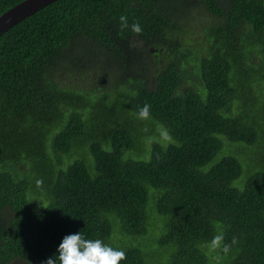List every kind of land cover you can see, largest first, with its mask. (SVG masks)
Returning a JSON list of instances; mask_svg holds the SVG:
<instances>
[{
	"label": "trees",
	"instance_id": "obj_1",
	"mask_svg": "<svg viewBox=\"0 0 264 264\" xmlns=\"http://www.w3.org/2000/svg\"><path fill=\"white\" fill-rule=\"evenodd\" d=\"M23 1L0 0V15ZM198 13L214 22L207 37L191 45L183 36L191 22H200ZM180 17L189 20L187 27ZM135 23L140 33L132 30ZM263 31L264 0H57L4 33L0 264H45L66 235L78 232L124 250L121 264H155L164 252L168 259L159 264H264V172L251 170L236 183L245 170L237 159L211 165L223 150L218 136L254 146L264 160V110L256 114L258 125L234 115L248 104L238 98V72L264 100L263 79L249 77L260 76L256 69L264 66L250 38ZM83 39L119 59L123 74H142L134 81L113 77L114 91L97 90L102 95L95 97L61 87L51 75ZM144 104L151 106L146 120L138 118ZM150 122L178 143H154L149 161L124 159L153 140L139 131ZM157 137L163 139L160 132ZM85 141L92 158L65 170ZM32 196L42 203L39 212ZM151 204L163 220L155 252L128 243L149 234ZM117 223L125 246L113 244Z\"/></svg>",
	"mask_w": 264,
	"mask_h": 264
},
{
	"label": "rangeland",
	"instance_id": "obj_2",
	"mask_svg": "<svg viewBox=\"0 0 264 264\" xmlns=\"http://www.w3.org/2000/svg\"><path fill=\"white\" fill-rule=\"evenodd\" d=\"M197 15L200 22L198 24H195V21L191 22V32L186 33L183 36V41H186L191 45H199V42L203 41L204 36L207 37L206 33L211 31L212 29V26L208 27L210 25V22H214L213 19H211V21L209 22L206 21L205 14L203 15L198 13ZM187 21L189 22V20ZM187 21L183 17H180L181 28H185L188 26ZM179 38L181 39V37ZM250 38H254L256 40L258 46L257 51L259 52L258 54L261 53L256 61H261L262 63H264V31L260 34L254 33L250 36ZM248 41L250 44L252 43L251 40L248 39ZM185 46L187 49L193 48V46H190L188 44H185ZM188 55L190 61L196 57V54H194L193 50L192 52L190 51V54ZM157 59H159V62H161L162 56L157 57ZM64 60L65 61L59 66V68L53 72V74L51 75V79L65 89L79 88L87 90V92L91 94L92 97H95L96 95L101 96L102 93H98L99 90L103 92H113L114 90L112 89V87L114 86V82L116 79L121 80L122 78L125 80L128 79L134 81V75L142 74L141 70H127L126 75L123 74L122 69L119 67V59L113 57L107 52H104L103 50H101L100 45L95 44L87 39L78 41L69 51L67 57ZM71 61H74V65L71 63ZM75 62L79 64V67H76ZM160 68H162L160 63L153 64L152 73L149 74L151 80L154 79L155 73H157L158 69ZM258 70L262 71L260 76L258 74H255L253 76L250 75L249 77H251L252 79L262 78L263 80L258 82V86L259 88L264 90V66L262 65L261 69H256V71ZM261 75H263V77ZM246 76L245 74H243V71L238 72V79H240V95L238 98L247 101L248 104L245 105L242 110L239 109L240 111L238 110L234 115L242 116L241 118L243 119V122H249L251 124L258 125L261 120L260 118L256 117V114L259 112L263 114L264 100L260 101L254 93V90L252 93L250 92V89H253V84H251L247 80ZM113 77L115 78V80L113 79ZM88 90L93 91L90 92ZM205 96L206 94H204V97ZM230 112L224 110L221 112V114L225 117H229L232 116ZM144 129L150 133L151 136L149 138H152L153 140L149 142V144L145 143L143 146L138 145L136 149L126 152L124 155V159L133 161H149L151 158L152 145L154 143H160L166 146L178 143L177 140L169 135L167 129L160 124L150 122L145 127L140 128L139 131L141 132ZM158 132L161 133L163 139L157 137ZM218 138L223 143V150L217 155L211 165L219 162L222 158L227 156H231L237 159L243 165L245 170L243 173V178L237 180L236 183L244 182L251 170H260L261 172H264V160L261 158L260 154H258L254 146H248L241 143H231L224 136H218ZM106 149L111 150V147H108ZM88 156L92 158L89 153V141H85L83 147L79 149L77 155L72 157L70 161H67V164L64 165L63 168L66 170L76 159L87 158ZM63 158L67 159L65 156H63ZM211 165H209L206 169H208ZM248 165L251 166L250 170H247ZM153 191V189H150L151 194L153 193ZM30 198L31 196H29V199ZM32 200L30 201L33 205L34 210L36 212H39L40 210L37 209L41 208L42 203L37 201V197L34 198L33 201ZM153 208L154 207L151 204L148 209V214L150 216L149 234L145 238L133 240V243L128 240V243L134 246L143 247L145 245L148 252L160 251L158 250L159 248L154 238L158 234V231L163 224V220ZM122 236L121 225L117 223L115 233L112 237L113 244L125 246L126 240L120 243ZM167 259L168 257L164 252V254L161 255L154 263L159 264V260L163 261Z\"/></svg>",
	"mask_w": 264,
	"mask_h": 264
},
{
	"label": "clouds",
	"instance_id": "obj_3",
	"mask_svg": "<svg viewBox=\"0 0 264 264\" xmlns=\"http://www.w3.org/2000/svg\"><path fill=\"white\" fill-rule=\"evenodd\" d=\"M120 21L121 27H128L127 16H121ZM131 28L136 33L142 31L139 23L132 24ZM150 107L149 104H144L138 111V118L148 119ZM41 183V180L37 181V184ZM57 251L58 255L49 257L45 264H121L126 258L124 250L115 248L101 239L86 238L82 232L66 235Z\"/></svg>",
	"mask_w": 264,
	"mask_h": 264
},
{
	"label": "water",
	"instance_id": "obj_4",
	"mask_svg": "<svg viewBox=\"0 0 264 264\" xmlns=\"http://www.w3.org/2000/svg\"><path fill=\"white\" fill-rule=\"evenodd\" d=\"M57 0H25L0 15V37L13 26Z\"/></svg>",
	"mask_w": 264,
	"mask_h": 264
}]
</instances>
